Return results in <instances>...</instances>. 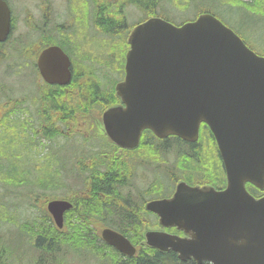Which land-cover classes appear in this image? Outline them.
Here are the masks:
<instances>
[{
  "label": "water",
  "instance_id": "water-1",
  "mask_svg": "<svg viewBox=\"0 0 264 264\" xmlns=\"http://www.w3.org/2000/svg\"><path fill=\"white\" fill-rule=\"evenodd\" d=\"M128 44L125 80L116 86L122 104L104 113L106 136L126 150L139 146L144 130L195 142L202 121L216 135L228 172L223 192L182 182L171 200L149 202L146 210L158 214L161 227L190 238L149 232L148 244L198 264H264V197L255 199L246 188L251 183L264 191V62L249 60L244 71L254 70L246 79L237 71L245 65L243 43L211 15L181 27L150 19L132 31ZM38 66L49 84L72 81L71 60L57 46L42 52ZM241 102L238 118L227 112ZM224 103L225 117L237 118L235 124L218 121ZM71 208L61 200L48 204L59 228ZM101 235L120 253L135 254L119 233Z\"/></svg>",
  "mask_w": 264,
  "mask_h": 264
},
{
  "label": "trees",
  "instance_id": "trees-1",
  "mask_svg": "<svg viewBox=\"0 0 264 264\" xmlns=\"http://www.w3.org/2000/svg\"><path fill=\"white\" fill-rule=\"evenodd\" d=\"M201 1L202 6L194 14V18H185L182 22L194 20L204 12L214 14L213 7L216 6L225 11L243 9L245 13L264 17V0H210L212 3L210 6L205 4L206 0ZM83 4H78L75 8L78 23L84 24L85 28L87 26L112 43H109L107 56L103 58L92 56L84 52L74 35L70 38L71 35L67 30L71 28L70 22L64 23V40H54L53 43L62 48L73 49L74 54L70 55L74 61L73 80L67 87H56L53 91H48L49 95L42 99L49 101L53 107L52 123H45L43 119L41 125H35L29 118H23V115H15V113L1 120L0 144L3 142V133L10 131L19 139L18 144L24 147L26 155L21 166L16 167L14 164L2 162L4 154L0 150V170H4V174L0 173V197L15 195L23 187L32 188L38 184L40 192L29 191L26 193V198L34 209H39L40 214L33 220L21 221L17 203L3 206L0 209V236L6 225L14 226L16 232L11 234V239L17 234L22 244L28 243L33 247L34 264H82L87 260V255L90 261H95L96 264H195L190 261L182 263L173 252L162 254L142 244V231L145 226L143 218L147 216L144 214L145 203L169 196L172 193V186L170 181L168 185L157 178L149 184V187L142 189L137 185L136 178H129L136 169L135 164L132 165L129 161L123 162L122 157L117 155L118 149L108 141L100 140L98 145L91 146L89 150L66 157L72 162L71 167L69 169L64 167L62 171L53 170L52 174L56 181L51 184H47L43 179L34 182L31 177V163L39 167L48 155H43L42 152L47 150L49 145L59 139L72 140L79 127L90 128L94 118H100L106 108L119 103L114 88L124 76L125 54L128 50L126 33L131 26L125 25L123 19L112 21L109 18L106 22L110 25L105 27L102 24L105 21L103 15L96 9L92 11L88 0H84ZM190 6L188 0L184 9H189ZM67 12L68 17L71 18L70 5ZM150 16H152L151 12L148 13V17ZM159 16L173 22L162 13ZM45 94L42 93L41 96ZM31 99L42 102L35 95ZM45 114L46 109H42L43 118ZM148 139H150L149 143H147ZM181 145L185 148V152L176 163L177 169L181 172L180 177L171 178V181L183 179L190 184L225 186L222 160L216 146L209 141L207 131L202 133L199 142L181 143ZM79 147L83 149V146ZM168 149L166 146L163 148L161 142L150 132H146L141 146L127 156L131 159L145 157L148 162L154 163L159 160L165 162L162 153L166 154ZM20 158L23 159L24 156L21 155ZM54 160L55 158L52 159L50 166H53ZM65 169L69 172V181L74 180L76 185L64 184L61 180ZM130 183L133 185L130 186ZM64 188L69 190L60 197L59 191ZM2 189L9 191L2 193ZM132 189H134L133 193H131ZM249 190L252 194L258 191L255 188ZM49 193L51 195H48ZM52 199H63L73 206L64 215L65 226L62 229L55 226L51 216L45 211L47 201ZM34 201H37L35 205ZM147 223H152L149 218ZM104 228L113 229L128 238L138 249L137 256L126 257L105 244L100 237V232ZM16 250L17 248L0 243V264H12Z\"/></svg>",
  "mask_w": 264,
  "mask_h": 264
},
{
  "label": "flooded vegetation",
  "instance_id": "flooded-vegetation-1",
  "mask_svg": "<svg viewBox=\"0 0 264 264\" xmlns=\"http://www.w3.org/2000/svg\"><path fill=\"white\" fill-rule=\"evenodd\" d=\"M1 1L6 4L9 11L4 6L0 11V120L15 113V115H23V118H29L35 125H41L43 119L45 123H52L53 107L49 101L42 99L49 95L48 91L62 86L46 83L40 74L37 62L41 53L54 44V40H64V15L54 0ZM65 1L71 4L72 0ZM61 2L64 5V0ZM82 2L84 3V0H79L78 4H83ZM88 2L92 11L96 9L103 15L105 21L102 24L105 27L110 25L106 22L109 18L112 21L123 19L125 25H128L130 18H135L132 24L139 25L151 17H158L160 12L163 13L165 4L164 0H88ZM150 12L152 16L148 18ZM244 36L249 38V35L244 34ZM18 80L23 81L22 85L15 84ZM42 93H46L45 96H41ZM34 95L42 102L33 101L31 98ZM11 99L18 101L12 102ZM42 109H46L45 118L41 115ZM210 142L216 146L214 141ZM162 143L163 148L166 144L169 147L176 144L173 137L164 139ZM134 151H125L127 154H123L124 151L118 149L117 155L128 157V153ZM144 161L145 157H140L131 164L142 169ZM140 173L141 170L138 177H134L132 173L129 178L138 179ZM132 185L130 183V186ZM214 186L218 189L223 188V186ZM248 188L251 189L249 185ZM254 196L260 198L264 196V192L257 191ZM144 214L148 216L147 212ZM146 218L144 217L143 220Z\"/></svg>",
  "mask_w": 264,
  "mask_h": 264
},
{
  "label": "rangeland",
  "instance_id": "rangeland-1",
  "mask_svg": "<svg viewBox=\"0 0 264 264\" xmlns=\"http://www.w3.org/2000/svg\"><path fill=\"white\" fill-rule=\"evenodd\" d=\"M60 7V12L64 15V23L70 22V30H68V34H70V38L74 35L77 38V43L79 42L81 46L83 47L84 52H87L91 54L92 56H100L105 57L108 54L109 45L112 43V41H107L103 37L99 36L94 30L88 29L84 27V24L78 23V18L76 17L75 8L78 5L79 0H72L70 4V10H71V18L68 17V12L66 9V3L64 1V5L62 4L61 0H54ZM191 7L187 11H181L182 8H184L185 4L188 3V0H164L165 6H164V12L168 14L169 16L173 17L177 22L182 21L185 18H192L193 14L196 13L199 7H201V0H189ZM210 0H206L205 4L207 6H210L212 3H210ZM64 7V8H63ZM215 11H219V6L213 7ZM232 12H236L241 19V22L243 25L251 26V27H257L264 30V17H257L256 15H251L248 13H245L243 9L235 8ZM135 18L129 19V25L134 23ZM90 23V20H89ZM110 43V44H109ZM259 45H256L255 48L257 50H264V35L263 37L257 41ZM64 50L68 55L74 54L73 49L69 47H64ZM22 80L16 81L15 84L22 85ZM79 137H76L75 139H78ZM2 144H0V150L4 154V158H2V162H8L10 165H16V167H20L21 164L25 160V149L23 146L18 144L19 139L15 138V135L11 133L10 131L4 132L2 135ZM83 151L82 148L79 147V141H68L65 139H59L55 143H52L48 146L47 150L42 152L43 155L48 154L47 157L42 160V162L39 164V167L37 165H33L31 163L30 168L32 171V179L34 182H37L40 179H43L47 184H51L54 181H56L55 176L52 174L53 170L60 169L63 170L64 167L69 169L71 167L72 163L70 160H67L66 157L75 155V153L79 154ZM16 156L15 158L12 156ZM24 156L23 159L20 157ZM119 157H122L121 160L123 162L129 161L130 163L132 161H135L134 158H129L126 156L118 155ZM173 156V153L171 154L170 158ZM37 155L35 156V158ZM54 164L51 165V161L53 158ZM178 160V159H177ZM177 160H175L173 163L168 164L167 162L159 160V162L154 163L153 165L158 169L155 171H148L145 169L136 168L133 172L134 177H138L139 172L141 170V174H146L147 176L143 179L145 181H137L138 184L145 185L146 187L149 186L151 182L154 180L155 174L161 173V177L163 180L173 178L174 176L180 174V170L177 169L176 163ZM30 164V163H29ZM33 165V166H32ZM0 173L4 174V170H0ZM64 175L62 174L61 180L64 182V184H70L74 185L76 182L74 180L69 181L68 174L69 172L63 171ZM149 176V178H148ZM68 177V178H67ZM142 177V176H141ZM4 178V177H3ZM76 185V184H75ZM30 186H27V188H19L18 192L13 195L10 194L6 197H0V209L3 206H6L9 203H17L18 204V214L19 219L21 221L24 220H33V218L36 215H39V209H34L30 205V201L26 198V193H29V191H34L35 193H39V185L36 184L32 188H29ZM13 188V187H12ZM68 188H64V190L59 191L60 197H63V194H67ZM7 189H2V193H6ZM163 193V192H162ZM48 195H51L49 193ZM40 200V198L38 199ZM37 203V201H34V205ZM33 204V203H32ZM40 207V205H39ZM2 212H4V209H2ZM1 231L0 236V243L7 244L12 246L13 248H17L15 255L13 256L12 264H34L35 260V252L33 251V247L26 243L22 244L20 241L19 236L16 234L14 235L13 239H11V234L15 233L16 230L14 226L6 225ZM86 259L84 263L82 264H96L95 261H90L89 256H86Z\"/></svg>",
  "mask_w": 264,
  "mask_h": 264
},
{
  "label": "bare ground",
  "instance_id": "bare-ground-1",
  "mask_svg": "<svg viewBox=\"0 0 264 264\" xmlns=\"http://www.w3.org/2000/svg\"><path fill=\"white\" fill-rule=\"evenodd\" d=\"M112 248V247H111Z\"/></svg>",
  "mask_w": 264,
  "mask_h": 264
}]
</instances>
